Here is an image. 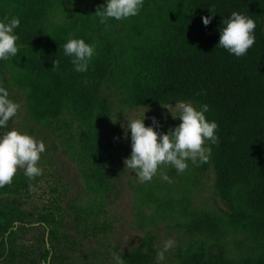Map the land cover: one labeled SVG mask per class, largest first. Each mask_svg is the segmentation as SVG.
I'll use <instances>...</instances> for the list:
<instances>
[{
    "label": "trees",
    "instance_id": "trees-1",
    "mask_svg": "<svg viewBox=\"0 0 264 264\" xmlns=\"http://www.w3.org/2000/svg\"><path fill=\"white\" fill-rule=\"evenodd\" d=\"M103 2L0 0V18L20 20L18 53L0 60V83L9 92L12 83L24 89L34 116L63 125L69 135L70 125L82 122L79 150L99 177L113 168L91 122L96 112L102 121L113 104L126 109L207 103L206 119L217 122L219 143L210 145L209 160L196 168L212 175L222 207L188 211L184 224L191 239L173 249L171 262L264 264V0H144L136 16L101 23L95 12ZM210 9L215 14L205 26L202 17ZM233 11L256 21L255 42L241 57L217 46L222 21ZM70 33L95 45L86 72H75L63 53ZM10 129L9 120L0 133ZM40 177L29 181L18 169L12 183L0 187V264L26 259L17 241L34 221L43 244L47 232L49 247L33 253L47 264H72L68 222L60 231L53 209L30 212L24 206L29 183L35 187ZM153 195L150 186L140 197L147 202ZM72 227L77 243L106 233L96 216ZM156 255V236L145 233L119 256L125 264H157Z\"/></svg>",
    "mask_w": 264,
    "mask_h": 264
},
{
    "label": "rangeland",
    "instance_id": "rangeland-1",
    "mask_svg": "<svg viewBox=\"0 0 264 264\" xmlns=\"http://www.w3.org/2000/svg\"><path fill=\"white\" fill-rule=\"evenodd\" d=\"M9 93L10 98L21 106L17 115L10 118L11 129L27 132L38 141H44L46 146L38 161L43 173L29 191L24 206L30 212L53 209L60 231H65L63 226L68 222L70 229L66 232L75 242L72 264H115L113 257L134 245L145 233L155 234L157 251L166 239L174 241L162 262L173 264V249L191 239L184 224L188 211L222 207V202L213 194L212 175L209 171L198 172L197 165L190 161L182 173H177L170 165H163L151 181L143 183L124 166V158L131 152V132L127 121L140 118L145 112L146 126L155 117L158 121L156 130L167 131L180 121L164 107L178 115L175 103L126 109L113 104L110 115L102 121L98 120L99 113L96 112L91 122L99 143L111 155L109 166L113 168L108 176L99 177L89 171L87 157L79 150L78 143L84 128L82 122L72 123L69 135L63 125L34 116L32 99L24 89L12 83ZM161 173H166L169 179H162ZM150 186L154 195L145 202L140 195ZM87 216L102 220L106 224V233L97 239L89 238L77 243L78 237L72 226L82 224ZM41 234L42 228L34 221L20 235L17 245L25 249L27 257L19 264H43V260L33 253L44 246L49 247V243H42Z\"/></svg>",
    "mask_w": 264,
    "mask_h": 264
},
{
    "label": "clouds",
    "instance_id": "clouds-1",
    "mask_svg": "<svg viewBox=\"0 0 264 264\" xmlns=\"http://www.w3.org/2000/svg\"><path fill=\"white\" fill-rule=\"evenodd\" d=\"M143 4L144 0H104L95 14L101 23L109 19L119 21L136 16ZM214 14L215 11L210 9V14L202 17L205 26L211 22ZM19 24L20 20L16 16L0 18V60H7L18 53L19 35L15 30ZM222 25L217 46L236 57L246 55L255 42L256 21L241 12L233 11L223 19ZM62 48L64 55L70 58L73 70L78 73L86 72L96 55L94 44L74 37L71 33ZM58 63L55 60L53 67L58 66ZM20 107L18 102L10 98L9 90L0 83V128L7 126ZM164 107L180 120L179 124L167 131L156 130L158 121L155 117L146 126L145 112L140 118L127 121V128L131 132V152L123 163L141 183L151 181L163 165H170L177 173H182L188 168L189 161L193 165L207 162L211 155L210 145L219 143L217 122L206 119L205 113L209 110L207 103L196 106L191 100L175 101L174 109L178 115H174L169 107ZM45 150L44 141H38L27 132L12 128L0 133V187L11 184L18 169H23L29 181L41 176L43 169L38 161ZM161 176L162 179H169L166 173H161ZM29 188L33 189L34 186L29 183ZM173 244L171 238L164 241L162 248L157 251V264H162L165 253ZM113 259L115 264H125L121 256H114Z\"/></svg>",
    "mask_w": 264,
    "mask_h": 264
},
{
    "label": "water",
    "instance_id": "water-1",
    "mask_svg": "<svg viewBox=\"0 0 264 264\" xmlns=\"http://www.w3.org/2000/svg\"><path fill=\"white\" fill-rule=\"evenodd\" d=\"M45 240H46V243L48 244V242H47V232L45 233ZM43 264H46V262H43Z\"/></svg>",
    "mask_w": 264,
    "mask_h": 264
}]
</instances>
